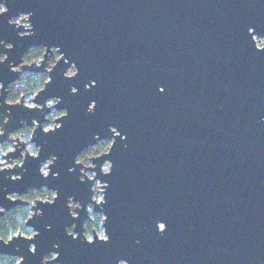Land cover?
Instances as JSON below:
<instances>
[{
    "label": "water",
    "instance_id": "water-1",
    "mask_svg": "<svg viewBox=\"0 0 264 264\" xmlns=\"http://www.w3.org/2000/svg\"><path fill=\"white\" fill-rule=\"evenodd\" d=\"M0 4V143L25 122L37 147L20 164L9 165L16 144L2 155L0 216L19 202L13 193L55 192L32 206L30 237L0 239L1 255L15 264H264V0ZM19 13L30 33L10 22ZM29 46L44 48L41 60L17 69ZM51 48L59 57L46 69ZM21 71L47 74L31 107L6 102ZM50 109L62 114L44 129ZM102 139L110 146L90 169L105 238L87 241L93 179H79L76 157ZM238 197L239 232L225 227Z\"/></svg>",
    "mask_w": 264,
    "mask_h": 264
},
{
    "label": "flooded vegetation",
    "instance_id": "flooded-vegetation-1",
    "mask_svg": "<svg viewBox=\"0 0 264 264\" xmlns=\"http://www.w3.org/2000/svg\"><path fill=\"white\" fill-rule=\"evenodd\" d=\"M3 9H4L3 5L0 4V11H2ZM10 22L14 23L16 26L22 25L24 27V30L22 32H19V35H23V34H27V33L31 32L28 30V29H30V21L28 19L27 13L17 14L16 16H14L10 19ZM5 46H9V45L6 44ZM51 49H52V55L47 60L46 69H48L55 62V60L59 57V54L56 53L55 49L54 48H51ZM43 53H44L43 47L29 46L23 52L21 63L16 68L20 69L21 64H24V65H30V64L36 65V64H38L39 61L41 60L42 56H43ZM73 71H74V68L71 66L68 68L66 74H72ZM37 74H44L45 75V81H46V79H47L46 72L21 71L19 73L18 78L15 80V82L11 83L7 88L6 102L16 103L22 98L23 104L25 106H27V107L33 106L32 97H33L34 93L30 96V95L26 94L23 91V89L26 87L27 81L36 78ZM11 89L15 90L13 92L12 99H11V97L8 98V93ZM53 102H54L53 100H49L47 104L52 105ZM61 114H62V111L50 109V112L45 115L47 120H46V122L43 123V127H44V125H46V124L48 125L50 122H52L51 123L52 126L49 127V128H52L54 126L53 120ZM32 128L33 127L31 125L26 124L25 122H21V125L18 128L14 129L13 132L9 135L12 138H15L16 140L15 141L14 140L13 141L4 140L0 143V168L7 166V164H5L4 160L2 159V155L9 152V151L14 150L15 147H13V145H15V144H16L17 148L19 149V153L17 154V156L12 160V162L9 165L20 164L25 152H27L29 155H34L36 153L37 147L33 142L30 141ZM110 143H111L110 139L97 140L94 144L85 147L77 155L76 162L80 163V165H81L80 169H79L81 172L79 179H84V177L88 178V179L94 178V171L90 169V167L92 166L91 159L93 157L105 152L108 149V147L110 146ZM48 163H49V161H46V162L41 164V171H42V168L44 166L46 167ZM104 165H106V169H107L108 163L104 162L102 164L101 168H103ZM46 171H47V168H46ZM97 183H99L97 181V179H93V182L90 186L92 194L90 196V201H87L85 204L86 215H85V218L83 219L82 224H81V227H82L81 233H82L84 239L87 241H91L94 236L99 238V239L105 238V235L103 233V227H102V217L103 216L100 212L94 210V205L92 202V201L98 202L101 200V199L100 200L95 199V192H96L95 187H96ZM54 195H55V192L52 189H48L45 187H42L39 189L30 188L21 194L13 193V194L9 195V197L11 199H18L19 202L16 205H14L13 207H11L9 210L3 211V214L0 217H2L3 215L12 214V212L17 210L18 207H22L26 210L27 218H28L29 216H31V214L33 212L32 206L35 204L36 201H51L53 199ZM240 199H242V197L241 198L238 197L237 204H231L228 207V211H227V214L225 216L226 222H227V225H225V227L227 230H230V231L238 230V232H239V231H243L245 228V224H244L245 223V220H244L245 204ZM68 205H69L71 215L76 216L77 213L75 211V208L80 206L78 201H75L71 197H69ZM27 218L25 219V221L27 220ZM25 221H24V225H25ZM73 226H74V223L67 226L66 231L68 233H72L73 235H75L76 233L73 232ZM25 227L27 228V231H28V233L26 235H24L20 232H17L16 234L20 233L24 236L30 237L34 233V230L32 228L26 226V225H25ZM190 228H191V230H193L194 225L191 224ZM16 234H14V235H16ZM11 237H9V238H11ZM9 238H7L5 240L2 238H0V239L6 241ZM54 255L55 254L51 252V253H48L47 255H45L44 258L45 259H51L54 257ZM117 264H127V262H125L123 260H119Z\"/></svg>",
    "mask_w": 264,
    "mask_h": 264
},
{
    "label": "trees",
    "instance_id": "trees-1",
    "mask_svg": "<svg viewBox=\"0 0 264 264\" xmlns=\"http://www.w3.org/2000/svg\"><path fill=\"white\" fill-rule=\"evenodd\" d=\"M44 81L45 75L37 74L36 78L27 81L26 87L23 89V91L31 96L43 86ZM14 91V89L9 91L8 98L11 97L12 99ZM26 218L27 212L22 207H18L17 210L12 212V214L3 215L0 217V238L5 240L17 232L26 235L28 233L27 228L24 225ZM16 262V257L0 254V264H15Z\"/></svg>",
    "mask_w": 264,
    "mask_h": 264
},
{
    "label": "rangeland",
    "instance_id": "rangeland-1",
    "mask_svg": "<svg viewBox=\"0 0 264 264\" xmlns=\"http://www.w3.org/2000/svg\"><path fill=\"white\" fill-rule=\"evenodd\" d=\"M255 40H256V43H257V45H261V39L259 38V37H255ZM51 123L52 122H50L48 125L46 124V125H44V129H48L49 127H51L52 125H51ZM103 170H106V165H104L103 166V168H102ZM42 171L45 173L46 172V167L44 166L43 168H42ZM97 185H99V183H97ZM96 185V187H95V199H97V200H100L101 199V191H99V190H101V187H99V186H97Z\"/></svg>",
    "mask_w": 264,
    "mask_h": 264
}]
</instances>
